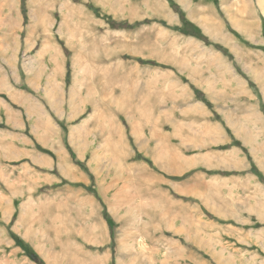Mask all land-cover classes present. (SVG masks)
Returning a JSON list of instances; mask_svg holds the SVG:
<instances>
[{"label": "rangeland", "instance_id": "1", "mask_svg": "<svg viewBox=\"0 0 264 264\" xmlns=\"http://www.w3.org/2000/svg\"><path fill=\"white\" fill-rule=\"evenodd\" d=\"M263 146L264 0H0V264H264Z\"/></svg>", "mask_w": 264, "mask_h": 264}, {"label": "trees", "instance_id": "2", "mask_svg": "<svg viewBox=\"0 0 264 264\" xmlns=\"http://www.w3.org/2000/svg\"><path fill=\"white\" fill-rule=\"evenodd\" d=\"M174 9H176L177 7L176 6H173ZM181 19L184 20V16L183 15H180ZM145 23H149V21H146ZM112 26L115 28V29H127L129 28L130 26L127 24V23H123V24H112ZM190 33L191 35L193 36H196V37H199L200 39L204 40L205 42H207L206 38L202 37L201 35L195 33V32H188ZM198 95H201V94H198ZM223 174V173H222ZM27 256L30 260H32L33 262H35L36 264H43V261L34 253V252H31V251H28L27 252Z\"/></svg>", "mask_w": 264, "mask_h": 264}, {"label": "bare ground", "instance_id": "3", "mask_svg": "<svg viewBox=\"0 0 264 264\" xmlns=\"http://www.w3.org/2000/svg\"><path fill=\"white\" fill-rule=\"evenodd\" d=\"M88 107V106H87ZM262 153H264V146H263V149H262V151H261ZM262 160H264V159H262ZM264 164H262V166H263ZM264 168V167H263Z\"/></svg>", "mask_w": 264, "mask_h": 264}, {"label": "crops", "instance_id": "4", "mask_svg": "<svg viewBox=\"0 0 264 264\" xmlns=\"http://www.w3.org/2000/svg\"><path fill=\"white\" fill-rule=\"evenodd\" d=\"M238 164V163H237Z\"/></svg>", "mask_w": 264, "mask_h": 264}]
</instances>
